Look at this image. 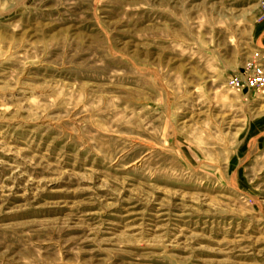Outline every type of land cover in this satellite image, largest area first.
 <instances>
[{
  "label": "rangeland",
  "instance_id": "rangeland-1",
  "mask_svg": "<svg viewBox=\"0 0 264 264\" xmlns=\"http://www.w3.org/2000/svg\"><path fill=\"white\" fill-rule=\"evenodd\" d=\"M260 0H0V264H264Z\"/></svg>",
  "mask_w": 264,
  "mask_h": 264
},
{
  "label": "built area",
  "instance_id": "built-area-1",
  "mask_svg": "<svg viewBox=\"0 0 264 264\" xmlns=\"http://www.w3.org/2000/svg\"><path fill=\"white\" fill-rule=\"evenodd\" d=\"M259 10L261 16L264 17V0L259 2ZM250 72V76L247 77L242 83L241 79L232 78L229 81L230 86L233 89L240 90L241 88H247L249 90H255L260 94H264V73L260 68H257L254 64L248 63L245 68V72Z\"/></svg>",
  "mask_w": 264,
  "mask_h": 264
}]
</instances>
